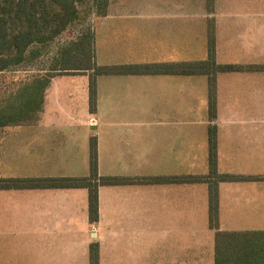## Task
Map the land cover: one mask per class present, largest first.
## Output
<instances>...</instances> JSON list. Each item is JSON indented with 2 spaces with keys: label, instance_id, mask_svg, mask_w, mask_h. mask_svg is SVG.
Listing matches in <instances>:
<instances>
[{
  "label": "crops",
  "instance_id": "obj_1",
  "mask_svg": "<svg viewBox=\"0 0 264 264\" xmlns=\"http://www.w3.org/2000/svg\"><path fill=\"white\" fill-rule=\"evenodd\" d=\"M202 5V12L167 5L94 14L96 62L204 59L210 14L205 0ZM213 15L217 62L264 65V0H215ZM96 80L93 113L89 71L57 73L36 121L0 125V177L85 176L92 135L100 175L206 174L208 128L215 125L218 171L257 177L219 181V227L264 229V69L219 72L213 118L204 75L101 74ZM98 200L99 220L90 223L84 187L0 189V264H25L20 252L5 248L7 222L28 225L24 243L41 246V256L27 264H89L94 241L99 264H214L206 182L99 185ZM109 222H157V230L112 229ZM192 222L207 223L194 230Z\"/></svg>",
  "mask_w": 264,
  "mask_h": 264
},
{
  "label": "trees",
  "instance_id": "obj_2",
  "mask_svg": "<svg viewBox=\"0 0 264 264\" xmlns=\"http://www.w3.org/2000/svg\"><path fill=\"white\" fill-rule=\"evenodd\" d=\"M92 2L96 15L107 12L111 0H0V72L21 64L32 45H45L65 32L80 18L81 6ZM207 18V50L204 59L174 64L102 65L95 60L94 30L85 28L72 40L60 61L53 62L46 74H39L22 83L4 101H0V125L34 122L39 117L44 91L50 77L57 73L89 71V111L97 109V75L177 73L204 75L208 86V113L213 118L217 107V75L219 72L244 68L264 69V65L242 66L219 63L215 58V0H205ZM256 176L221 173L217 169V129L208 128V172L185 176L128 177L100 175L95 135L89 138V173L85 176L0 177V189L77 188L87 189V210L90 223L99 220V185L137 182H206L208 185L209 227L214 230V264H264V229L223 230L219 227V181L252 179ZM89 264H99V243L88 248Z\"/></svg>",
  "mask_w": 264,
  "mask_h": 264
},
{
  "label": "rangeland",
  "instance_id": "obj_3",
  "mask_svg": "<svg viewBox=\"0 0 264 264\" xmlns=\"http://www.w3.org/2000/svg\"><path fill=\"white\" fill-rule=\"evenodd\" d=\"M167 3V4H166ZM169 6L173 9H190L193 12H202L205 10L202 5V0H111L107 10L115 9H153L154 6ZM94 7H92V2L81 6L80 18L76 20L68 29L57 36L53 41L45 45L34 44L31 46L27 53V57L24 62L0 72V101H4L10 94H12L22 83L31 79L32 77L39 74H46L49 71V68L53 62L60 61L63 56V52L72 46V40L77 38L79 34L88 27L93 28L94 23L97 19H93ZM77 79L81 80V76H77ZM59 80V79H56ZM132 98H127V101H130ZM133 100L136 101L135 98ZM54 102V101H53ZM52 100L48 101V106H52ZM112 225V229H122V230H131L137 228L138 230L143 231L144 234H149L150 229L152 232L157 230L155 224L157 222H109ZM207 222H192V229L194 230H203V226ZM23 226H15L14 228L10 226V222H7V232L4 231L2 238L5 240V248L10 249L11 253L14 255L16 253H21L23 258L22 262L27 264L30 257H40L41 255V246L31 245L24 243L27 238L25 237L24 230L27 229ZM167 229V227H166ZM14 231V233H12ZM164 231V230H162ZM14 235V239H9V235ZM211 234L212 237V232ZM26 238V240H25ZM2 239V240H3ZM7 240V241H6ZM14 241H22L11 242ZM24 257H28L24 261ZM31 260V259H30Z\"/></svg>",
  "mask_w": 264,
  "mask_h": 264
},
{
  "label": "built area",
  "instance_id": "obj_4",
  "mask_svg": "<svg viewBox=\"0 0 264 264\" xmlns=\"http://www.w3.org/2000/svg\"><path fill=\"white\" fill-rule=\"evenodd\" d=\"M90 123H91V124H95V123H96V120H95L94 118H92V119L90 120Z\"/></svg>",
  "mask_w": 264,
  "mask_h": 264
}]
</instances>
